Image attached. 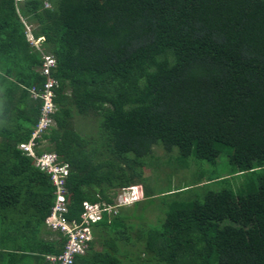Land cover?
<instances>
[{
    "label": "trees",
    "instance_id": "obj_1",
    "mask_svg": "<svg viewBox=\"0 0 264 264\" xmlns=\"http://www.w3.org/2000/svg\"><path fill=\"white\" fill-rule=\"evenodd\" d=\"M24 22L56 60L55 126L38 152L68 165V219L130 185L152 199L144 168L154 145L176 148L181 167L220 153L230 164L162 193L163 216L139 228L133 256L120 249L134 242L120 207L93 224L75 260L264 264V0H0V264H50L64 241L43 235L49 175L17 147L39 116L29 88L46 79ZM75 116L95 131L79 132ZM196 186L200 195H181Z\"/></svg>",
    "mask_w": 264,
    "mask_h": 264
},
{
    "label": "built area",
    "instance_id": "obj_2",
    "mask_svg": "<svg viewBox=\"0 0 264 264\" xmlns=\"http://www.w3.org/2000/svg\"><path fill=\"white\" fill-rule=\"evenodd\" d=\"M25 36L28 42L40 54V64L36 70L45 76L43 85L39 88L32 86L29 93L33 99H40L41 105L39 116L34 124L30 137L27 141L18 144V148L33 160V165L41 171L47 173L53 186L54 199L49 213L44 219L45 226L60 234L63 238L62 249L57 254H47L45 259L50 264H82L77 262L76 256L83 255L89 248V242L92 240V226L102 219L103 214L113 216L118 209L128 206L138 201V192L140 187L130 185L116 190L112 203L104 201L90 202L84 200L79 219L67 218L68 208V165L60 162L54 152L40 151L43 135L55 126L54 113L57 105L54 101V87L57 80L52 76V70L56 66L54 56L44 50L41 42L43 36L35 37L31 31L30 25L24 22Z\"/></svg>",
    "mask_w": 264,
    "mask_h": 264
},
{
    "label": "rangeland",
    "instance_id": "obj_3",
    "mask_svg": "<svg viewBox=\"0 0 264 264\" xmlns=\"http://www.w3.org/2000/svg\"><path fill=\"white\" fill-rule=\"evenodd\" d=\"M96 122L92 121L89 117L75 116L74 126L82 134H90L95 131ZM46 144V140L42 141L41 147ZM154 157L150 158V164L145 166V183L148 189L153 192L152 199L145 198L143 187H140L138 192V202L133 206L128 205L121 207V212L128 215V224L130 225L129 237L134 241L133 243L120 244V249H128L130 256H133L142 248L141 238L138 240L139 228L148 224H154L158 218L163 216L162 193H166L168 189H177L184 186H191L201 175L206 174H222L230 173V164L228 157L225 153H220L216 159L215 164H210L203 160H197L193 157L187 159L186 167H181L178 163L177 149L173 148L171 152L165 151L160 144L153 146ZM193 162V163H192ZM241 176H233L228 182L233 186L235 182H241ZM221 183H210L207 187L216 189L220 187ZM117 190V189H116ZM116 190H114L116 192ZM201 187H194L189 192H182L181 195H194L201 194ZM167 198H171L167 196ZM124 208V209H123ZM45 230H48L45 227ZM45 237L55 238V235L49 231V234H43ZM96 248L100 246L96 243Z\"/></svg>",
    "mask_w": 264,
    "mask_h": 264
},
{
    "label": "crops",
    "instance_id": "obj_4",
    "mask_svg": "<svg viewBox=\"0 0 264 264\" xmlns=\"http://www.w3.org/2000/svg\"><path fill=\"white\" fill-rule=\"evenodd\" d=\"M47 228V227H46ZM48 229V228H47ZM50 232H52L54 235H55V238H57V239H59V236L57 235V232H54V231H52V230H50V229H48Z\"/></svg>",
    "mask_w": 264,
    "mask_h": 264
}]
</instances>
